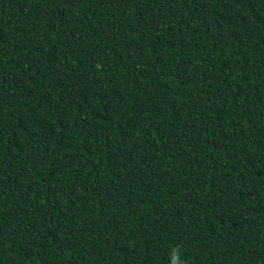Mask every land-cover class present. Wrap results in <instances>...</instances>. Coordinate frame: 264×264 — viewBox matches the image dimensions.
I'll return each mask as SVG.
<instances>
[{"label":"trees","instance_id":"trees-1","mask_svg":"<svg viewBox=\"0 0 264 264\" xmlns=\"http://www.w3.org/2000/svg\"><path fill=\"white\" fill-rule=\"evenodd\" d=\"M172 254L264 264V0H0V264Z\"/></svg>","mask_w":264,"mask_h":264},{"label":"clouds","instance_id":"clouds-1","mask_svg":"<svg viewBox=\"0 0 264 264\" xmlns=\"http://www.w3.org/2000/svg\"><path fill=\"white\" fill-rule=\"evenodd\" d=\"M172 252H173V254H174V253H176V250L173 249ZM173 254H172V261H171V264H180L179 255L174 256Z\"/></svg>","mask_w":264,"mask_h":264}]
</instances>
